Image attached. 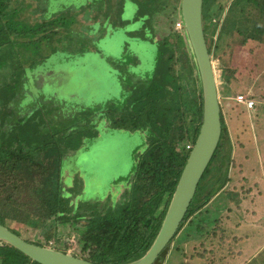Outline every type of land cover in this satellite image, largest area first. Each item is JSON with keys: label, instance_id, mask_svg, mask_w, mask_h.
I'll use <instances>...</instances> for the list:
<instances>
[{"label": "trees", "instance_id": "16d2710c", "mask_svg": "<svg viewBox=\"0 0 264 264\" xmlns=\"http://www.w3.org/2000/svg\"><path fill=\"white\" fill-rule=\"evenodd\" d=\"M129 1L137 6L138 19L147 18L139 31L125 34L134 37L131 43L135 48L148 45L154 51L152 76L146 84L135 79L122 85L123 74L135 75L131 68L143 64L147 55L145 59L133 56L136 62L125 68L114 60L110 64L106 58L105 70L118 74L115 85L121 91L116 101L111 98L86 109L60 100L56 91H45L42 72L55 75L56 70L47 68L52 57L60 56L62 63L78 69L87 68L89 56L97 60L105 57L95 42L105 38L107 34H100L104 30L111 41L124 34L123 27L130 23L122 18L125 0H0V222L21 237L22 231L12 223L39 228L46 242L57 238L59 226L71 224L82 233L84 254L76 256L96 264L129 262L151 247L193 148L186 146L194 145L203 119L202 85L186 32L182 28L157 40L152 26L160 14L172 21L178 14L183 22L182 0ZM211 1L205 0L207 36L213 13L206 5ZM27 9L30 14L21 18L20 13ZM262 21L264 0H233L223 19L217 21L220 29L211 44L212 60L218 59L220 46L234 31L242 34L245 42L262 38ZM72 80L60 75L57 85L65 90ZM221 81L219 94L226 96L229 78L225 73ZM259 117L264 118V114ZM95 119L108 130L150 133L144 147H138L132 159L120 165L121 170L130 169V173L119 189L90 198L83 168L67 177L65 161L91 149L88 141L99 134L100 125L94 123ZM232 149L222 109L219 145L172 241L179 239L183 227L189 233L181 236L182 241H190L203 238L219 223V208H203L229 181ZM25 239L46 244L39 239ZM169 249L170 244L159 264ZM0 264L41 263L0 241Z\"/></svg>", "mask_w": 264, "mask_h": 264}, {"label": "rangeland", "instance_id": "374dc122", "mask_svg": "<svg viewBox=\"0 0 264 264\" xmlns=\"http://www.w3.org/2000/svg\"><path fill=\"white\" fill-rule=\"evenodd\" d=\"M232 1L212 0L206 5L210 13H213L208 34L210 45L214 44L220 29L217 21L223 19ZM29 14L30 9H27L20 13V17L26 18ZM137 16V6L125 0L122 18L130 23L123 27L124 34L119 40L111 41L107 31L99 32L102 36L107 34L103 40L97 39L95 42L105 57L100 60L87 57V68H73L62 63L60 56L57 59L52 57L47 68L56 70V73L54 76H46L41 71L47 84L44 90L56 91L60 100L64 99L68 104H79L86 109L103 105L104 101H112L111 98L116 101V95L121 91L115 85L118 84V74L105 70V60L108 59L110 64L112 60L117 61L125 68L136 62L133 57L135 55L142 59L147 55L148 59L139 67L131 68L135 75L122 71L127 73L123 74L122 85L135 79L148 83L155 66L154 51L148 45L135 48L131 43L134 37L125 34L144 27L147 17L138 19ZM173 20L166 14L154 18L152 26L157 40L181 30L176 26L180 21L179 15L174 16ZM251 20H255V17L252 16ZM213 64L218 86H221L223 73L229 78V93L219 96L233 148L228 168L229 181L216 191L203 208L214 211L219 208V223L212 226L203 238L196 237L190 241H182L181 236L185 232L189 233L186 229L183 231V227L179 239L170 243L168 254L160 264H264V118L259 117L264 114V36L256 40L246 39L245 42L242 34L232 32L220 46L218 59ZM60 75L71 77L77 82V87L72 80L73 83L67 89L59 88L57 80ZM128 76L131 78L128 79ZM248 101H252L251 107ZM94 123L102 128L98 127L96 139L88 141L91 149L81 151L78 156L65 161L67 177L78 172L77 168H83L81 171L89 184L90 198L104 197L109 189H119L130 173V169L121 170L120 165L131 160L138 147H144L150 133L147 130L144 135L130 134L120 129L108 130L97 119ZM12 226L21 230L24 238L39 239L46 243L45 246L67 250L73 255L84 254L80 239L82 233L71 224L59 226L57 238L47 242L39 228L18 223H12Z\"/></svg>", "mask_w": 264, "mask_h": 264}, {"label": "water", "instance_id": "95a60500", "mask_svg": "<svg viewBox=\"0 0 264 264\" xmlns=\"http://www.w3.org/2000/svg\"><path fill=\"white\" fill-rule=\"evenodd\" d=\"M205 0H182L183 30L194 54L203 93V119L171 198L162 226L147 252L121 264H159V258L177 234L203 175L222 136V108L211 45L204 30ZM0 241H4L41 264H96L69 252L30 242L0 222Z\"/></svg>", "mask_w": 264, "mask_h": 264}, {"label": "built area", "instance_id": "2783aa9c", "mask_svg": "<svg viewBox=\"0 0 264 264\" xmlns=\"http://www.w3.org/2000/svg\"><path fill=\"white\" fill-rule=\"evenodd\" d=\"M182 23H183V22H182L181 20H180L179 22L176 23V26L178 27L177 29H182V28H183V24H182ZM252 104H253L252 101H248V105H249L250 107L252 106ZM192 147H193V144H191V143L187 145V148H188V149H191Z\"/></svg>", "mask_w": 264, "mask_h": 264}]
</instances>
